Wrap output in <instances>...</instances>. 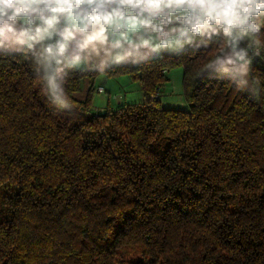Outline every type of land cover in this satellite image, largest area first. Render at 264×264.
Wrapping results in <instances>:
<instances>
[{"label":"trees","instance_id":"obj_1","mask_svg":"<svg viewBox=\"0 0 264 264\" xmlns=\"http://www.w3.org/2000/svg\"><path fill=\"white\" fill-rule=\"evenodd\" d=\"M223 41L107 68L143 101L106 109L72 96L95 71L64 109L0 55V264H264V94L205 71ZM243 43L264 86V28ZM177 67L184 110L153 97Z\"/></svg>","mask_w":264,"mask_h":264},{"label":"clouds","instance_id":"obj_2","mask_svg":"<svg viewBox=\"0 0 264 264\" xmlns=\"http://www.w3.org/2000/svg\"><path fill=\"white\" fill-rule=\"evenodd\" d=\"M262 28L264 0H0V55L23 54L49 101L64 109L72 70L105 71L218 36L226 46L206 71L258 99L264 86L243 42Z\"/></svg>","mask_w":264,"mask_h":264},{"label":"crops","instance_id":"obj_3","mask_svg":"<svg viewBox=\"0 0 264 264\" xmlns=\"http://www.w3.org/2000/svg\"><path fill=\"white\" fill-rule=\"evenodd\" d=\"M208 46H209V42H208V45L205 47H198L196 43L193 42L192 44H185V46L182 49H173V48L162 49L159 51L158 54L151 55L147 59H139V62L155 58L161 54L171 55V54L180 52L182 50L203 49V48H207ZM95 63L96 61L95 59H93V65H95ZM135 63L129 60L128 62L111 65L110 67H118V66H124V65L135 64ZM207 67L205 68V71ZM79 68L90 70L88 66L79 67ZM95 72L96 74L86 77L81 81L80 90L72 94L73 98L79 101H83L86 98L87 92L90 87L93 88V94L94 92L98 94H104L106 92L105 87H107L108 82H110V77L112 75H109V73L106 70L105 71H95ZM206 72H210V71H206ZM166 77H167V82L162 86L163 88L162 87L160 88V93L158 97L160 105L164 108H175V109H182V110L186 109V104L183 100L182 91H181L182 69H173V70L167 71ZM164 87H170V88L165 89ZM97 88H101L102 92H98ZM120 105H123V101L119 100L116 96L111 97L108 92L103 97V101L99 104L93 103V96H92V107L96 109L116 108Z\"/></svg>","mask_w":264,"mask_h":264},{"label":"rangeland","instance_id":"obj_4","mask_svg":"<svg viewBox=\"0 0 264 264\" xmlns=\"http://www.w3.org/2000/svg\"><path fill=\"white\" fill-rule=\"evenodd\" d=\"M181 69V68H174ZM173 70V69H171ZM105 79V78H104ZM116 84V86H115ZM163 88V87H162ZM169 89L170 87H164ZM178 88V87H176ZM104 94L94 92L93 103L99 104L108 92L111 97L116 96L123 104H138L143 101V93L138 82L134 81L128 74H117L110 77Z\"/></svg>","mask_w":264,"mask_h":264},{"label":"built area","instance_id":"obj_5","mask_svg":"<svg viewBox=\"0 0 264 264\" xmlns=\"http://www.w3.org/2000/svg\"><path fill=\"white\" fill-rule=\"evenodd\" d=\"M226 40H227V38H226ZM97 91H98V92H102V89H101V88H97ZM158 96H159L158 93H155V94L153 95V97L156 98V99H158Z\"/></svg>","mask_w":264,"mask_h":264}]
</instances>
